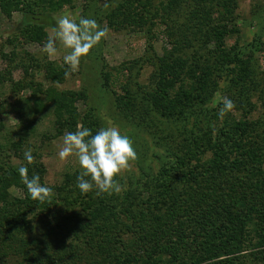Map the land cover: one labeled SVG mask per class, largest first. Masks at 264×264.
<instances>
[{"label": "trees", "instance_id": "trees-1", "mask_svg": "<svg viewBox=\"0 0 264 264\" xmlns=\"http://www.w3.org/2000/svg\"><path fill=\"white\" fill-rule=\"evenodd\" d=\"M48 1L0 0V10L9 19L16 12L34 16V7ZM73 1L50 0L51 12ZM238 9L239 0H121L109 15V28L144 33L148 42L145 56L124 64L115 79L103 74L116 108L141 122L152 117L183 121L190 109L213 97L226 76L234 108L225 119H231L223 121L219 132L211 131L212 125L202 131L194 123L184 140L167 135L172 151L159 175L146 184L152 189H142L144 199L114 213L107 212L113 196L105 200L95 191H79L80 170L49 187L44 202L31 199L18 168L27 167L29 177L38 174L47 186L44 164L34 155L31 164L20 156L22 164L13 165L0 147V264H264V137L247 115L233 116L250 113L251 105L245 103L257 93L263 75L239 42L228 45V39L243 38ZM45 29L29 23L21 37L25 44H44ZM159 39L162 56L154 47ZM30 66L21 65L25 79L15 87L17 92L30 89L32 96L19 99V106L39 103L44 93L54 107L59 133L60 128L75 131L79 123L93 132L101 126L91 110L78 113L76 104L87 98L85 93L56 90L65 73H71L68 65L37 66L52 84L47 91L35 82ZM146 67L152 73L142 83ZM212 118L222 123L218 114ZM252 128L258 130L255 137L249 134ZM15 148L21 152L22 143Z\"/></svg>", "mask_w": 264, "mask_h": 264}, {"label": "rangeland", "instance_id": "rangeland-1", "mask_svg": "<svg viewBox=\"0 0 264 264\" xmlns=\"http://www.w3.org/2000/svg\"><path fill=\"white\" fill-rule=\"evenodd\" d=\"M49 1L48 4L39 2L40 7H34V16L16 12L9 19L0 10V125H2L0 147L9 156L7 160L16 166L22 164L19 157L24 156V152L30 149L32 155H36L34 157L37 163L44 164L45 183L48 187L60 186L64 183L66 174L75 170L81 171L75 157L61 161L57 156L65 131H61L60 128L59 133L54 107L47 102V96L42 93L37 98L39 103L19 106V99L31 98L32 91L25 88L21 92H17L15 85L25 79L24 71L21 69V65L25 63L31 65L29 71L34 75L35 82L42 86L43 91H47L52 84L45 79L43 69L39 70L37 66L43 67L47 62L53 63L57 68L65 66L63 56L67 50L62 45H58L57 55L49 58L43 51L44 44H25V40L21 37V29L24 25L36 22L42 24L49 37L53 35L54 16L69 14L77 20L80 17L95 19L98 25L108 29L107 38L102 40L88 57L83 58L75 70L71 69V73L66 76L64 83L56 84L55 87L57 91L85 93L87 98L76 104L78 113L83 115L86 110H91L101 123L99 128L109 125L117 126L123 134L131 139L136 151V159L131 162L130 169L124 171L119 177L123 190L120 194L109 195L114 199L109 200L111 201L110 208L107 209L108 213L122 212L127 205L135 203L138 199H144L146 192L140 193L142 189H148L147 191L152 189L146 184H150V181L159 175L161 168L166 163L167 155L171 154L170 150L173 144L168 138H174L176 141L184 140L185 131L187 130L189 134L194 123L202 131H206L212 125L215 126V130L211 129V131L219 132L221 126L227 122L223 121L231 119H225L230 115L225 113L224 118L220 119L222 123L218 125L217 121L212 118L219 113L224 98H227L226 91L229 86L224 81L226 76L219 80L213 97L204 104L190 109L183 121L177 119L172 120V123H167L166 119L159 117H152L145 122L133 117L129 119L116 108L115 97L106 87L103 74L110 73L115 79L117 70L124 64L142 59L146 54L148 36L132 31L116 32L109 28V15L121 0H74L71 5H66L55 14L51 12ZM237 16L243 38L238 40L239 38L235 36L228 39V45L232 47L239 42L237 44H240L242 53L246 57H250L248 60H256L254 68L260 71L263 78L261 77L256 82L257 93L252 94L249 104L245 103V105H251L250 113L245 114L243 111H238L233 113V116L240 119L247 115L249 122L259 125V131H262L261 137L263 138L264 0H239ZM30 17L38 20L34 22ZM116 22L120 23L121 20H116ZM154 47L162 56L160 39L158 43L154 44ZM3 56L9 57L10 60H5ZM232 67L233 65L231 69ZM8 71L11 73L9 74ZM151 73L152 68L146 67L140 81L147 83ZM226 73L227 71L224 72V75ZM232 76L230 75V77ZM41 105L45 108L42 109ZM21 115L25 117V124L21 123ZM79 125L83 126L81 123ZM251 130L252 132L249 134L255 137L258 130L253 128ZM20 143H22V150L17 152L15 145ZM13 194L19 198L22 197L20 191L13 190ZM97 196L105 200L109 197L103 193ZM97 196L94 198L96 202L98 201Z\"/></svg>", "mask_w": 264, "mask_h": 264}, {"label": "clouds", "instance_id": "clouds-1", "mask_svg": "<svg viewBox=\"0 0 264 264\" xmlns=\"http://www.w3.org/2000/svg\"><path fill=\"white\" fill-rule=\"evenodd\" d=\"M55 26L43 45V51L49 58L57 55L58 45L66 49L63 62L75 70L81 60L107 38L108 29L98 25L92 18L80 17L78 20L69 14L53 17ZM67 76L68 73L66 72ZM234 104L231 99L224 98L223 107L218 116L222 119L226 112L231 111ZM62 146L57 156L61 161L75 157L81 171L76 177V187L82 194L95 191L100 194H120L122 185L121 174L130 169L131 162L136 159V151L131 139L123 134L117 126L101 127L93 132L87 127L76 126L74 132L65 131ZM24 159L31 164V150L24 152ZM18 174L27 188L31 199L44 202L51 188L41 183L38 174L28 176V168L21 166Z\"/></svg>", "mask_w": 264, "mask_h": 264}]
</instances>
